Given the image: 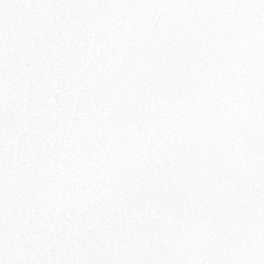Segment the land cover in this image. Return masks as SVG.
<instances>
[{
  "label": "snow or ice",
  "instance_id": "6c2138e0",
  "mask_svg": "<svg viewBox=\"0 0 264 264\" xmlns=\"http://www.w3.org/2000/svg\"><path fill=\"white\" fill-rule=\"evenodd\" d=\"M0 264H264V0H0Z\"/></svg>",
  "mask_w": 264,
  "mask_h": 264
}]
</instances>
